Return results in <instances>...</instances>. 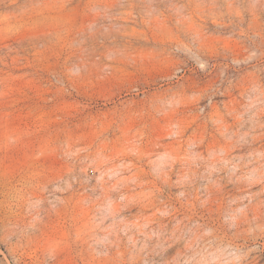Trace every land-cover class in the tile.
<instances>
[{"label":"rangeland","instance_id":"rangeland-1","mask_svg":"<svg viewBox=\"0 0 264 264\" xmlns=\"http://www.w3.org/2000/svg\"><path fill=\"white\" fill-rule=\"evenodd\" d=\"M0 264H264V0H0Z\"/></svg>","mask_w":264,"mask_h":264}]
</instances>
